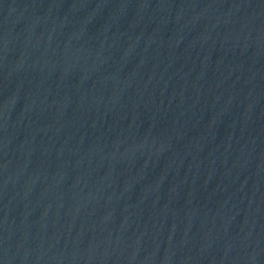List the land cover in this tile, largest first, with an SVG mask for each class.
Wrapping results in <instances>:
<instances>
[{
    "label": "water",
    "instance_id": "1",
    "mask_svg": "<svg viewBox=\"0 0 264 264\" xmlns=\"http://www.w3.org/2000/svg\"><path fill=\"white\" fill-rule=\"evenodd\" d=\"M0 264H264V0H0Z\"/></svg>",
    "mask_w": 264,
    "mask_h": 264
}]
</instances>
